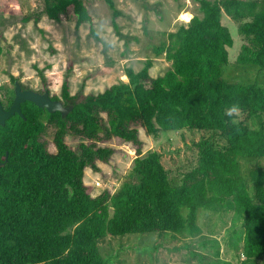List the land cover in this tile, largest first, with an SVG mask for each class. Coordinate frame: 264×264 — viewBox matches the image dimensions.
I'll return each instance as SVG.
<instances>
[{"label": "trees", "instance_id": "1", "mask_svg": "<svg viewBox=\"0 0 264 264\" xmlns=\"http://www.w3.org/2000/svg\"><path fill=\"white\" fill-rule=\"evenodd\" d=\"M103 2L119 34L120 12L113 0ZM197 3L201 16L166 33L154 48L156 57L170 63L164 74L151 77L153 60L147 59L138 72L124 70L126 83L87 95H71L64 80L60 97L53 98L72 106L65 118L58 112L43 116L35 108V118L0 127V157L7 152L0 167V264H106L98 244L107 236L168 232L193 239L202 232L200 212H231L240 231L230 230L229 247H238L249 262L264 257V168L259 164L264 87L257 80L223 79L233 39L221 22L225 14L239 23L245 43L235 63L257 66L260 73L264 0ZM43 5V14L53 21L71 9L75 30L88 23L89 34L98 39L84 0H43ZM236 103L245 118L233 125L235 117L225 110ZM137 126L148 136L184 129L204 133L193 143L194 166L173 181L160 153H142ZM44 136L51 137L54 153ZM66 137L80 140L75 150ZM112 140L135 147L131 171L115 191L94 196L84 182L85 170L99 172L97 162H109L114 149L101 145ZM246 158L257 163L245 176L241 159Z\"/></svg>", "mask_w": 264, "mask_h": 264}, {"label": "rangeland", "instance_id": "2", "mask_svg": "<svg viewBox=\"0 0 264 264\" xmlns=\"http://www.w3.org/2000/svg\"><path fill=\"white\" fill-rule=\"evenodd\" d=\"M84 1L97 40L89 34L88 23L75 30L71 9L59 21H53L43 14V0H0V78L6 72L20 73L39 86L36 73L39 71L50 93L58 97L64 80L71 95L97 94L111 85L126 83L124 70L132 68L138 72L147 59L153 60L149 74L155 78L164 74L170 63L163 55L156 57L154 48L162 44L166 33L188 23L180 21L179 14L201 16L197 0H113L120 12L115 20L119 33L116 34L111 10L103 0ZM35 17H39L37 24L33 22ZM221 22L233 39V46L227 48L229 63L223 69V79L244 84L257 80L264 87V70L257 73L260 70L257 66L244 68L235 63L245 43L237 32L239 23L225 14ZM244 118L241 114L239 120ZM137 129L143 143L142 153H160L173 181L178 182L194 166L197 154L193 143L204 133L184 129L148 136L140 126ZM49 140L48 150L54 153L51 137ZM65 142L75 150L80 140L66 137ZM101 146L113 148L114 154L107 164L97 162L99 172L85 170L84 182L92 188L94 196L103 190L115 191L130 173L136 155L131 144L112 140ZM256 163L255 158L241 159L245 176ZM259 164L264 168V159ZM202 213L199 215L202 232L193 239L168 232L107 236L98 244L100 253L106 264H264V257L249 262L238 247H229L230 230L240 231L239 222L232 225L231 212Z\"/></svg>", "mask_w": 264, "mask_h": 264}, {"label": "flooded vegetation", "instance_id": "3", "mask_svg": "<svg viewBox=\"0 0 264 264\" xmlns=\"http://www.w3.org/2000/svg\"><path fill=\"white\" fill-rule=\"evenodd\" d=\"M38 75V79L40 81V85H34L32 83L31 77H24L21 76L20 73L14 74L13 72H6L3 74V77L0 78V108L2 111L7 112L10 107L13 104L15 94H16V86H19L20 92H34L37 94H44L45 92L48 93V96L51 100H55L50 93V90L48 89V86L45 84V78H41L39 75V71L36 72ZM60 101V100H59ZM35 108H38L31 102L25 101L19 105V112H16L13 116H11L8 120L5 121L3 126L5 127L6 124L10 121L19 123V119L23 120L24 122H27L29 119L35 118L37 113L35 112ZM40 109V108H39ZM42 115L47 112L44 109H41ZM48 113V112H47ZM50 114V113H49ZM45 123V121H43ZM49 126V125H47ZM51 130V127L48 128V130ZM43 138L48 139L49 137L44 136ZM7 152H5V155L1 158L0 157V167L3 165V162L6 160Z\"/></svg>", "mask_w": 264, "mask_h": 264}, {"label": "water", "instance_id": "4", "mask_svg": "<svg viewBox=\"0 0 264 264\" xmlns=\"http://www.w3.org/2000/svg\"><path fill=\"white\" fill-rule=\"evenodd\" d=\"M25 101L31 102L38 108L44 109L50 114L58 112L62 118H65L72 110V106L66 107L59 100H51L47 92L42 95L31 91L20 92L19 86L17 85L15 98L10 109L7 112H4L0 108V126H3L5 121L13 116L16 112L20 113L19 105Z\"/></svg>", "mask_w": 264, "mask_h": 264}, {"label": "clouds", "instance_id": "5", "mask_svg": "<svg viewBox=\"0 0 264 264\" xmlns=\"http://www.w3.org/2000/svg\"><path fill=\"white\" fill-rule=\"evenodd\" d=\"M225 115L228 117H235L231 120V123L233 125H236L239 123V118L241 117V108L238 103L232 104L228 106L225 110Z\"/></svg>", "mask_w": 264, "mask_h": 264}, {"label": "bare ground", "instance_id": "6", "mask_svg": "<svg viewBox=\"0 0 264 264\" xmlns=\"http://www.w3.org/2000/svg\"><path fill=\"white\" fill-rule=\"evenodd\" d=\"M183 17H187L188 19H182ZM192 15L189 12H181L178 16V19L183 22H188L191 19ZM124 78H126L124 76Z\"/></svg>", "mask_w": 264, "mask_h": 264}, {"label": "snow or ice", "instance_id": "7", "mask_svg": "<svg viewBox=\"0 0 264 264\" xmlns=\"http://www.w3.org/2000/svg\"><path fill=\"white\" fill-rule=\"evenodd\" d=\"M182 19H188L187 17H183Z\"/></svg>", "mask_w": 264, "mask_h": 264}]
</instances>
